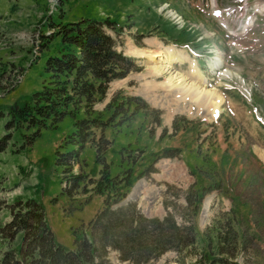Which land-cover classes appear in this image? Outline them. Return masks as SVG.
Here are the masks:
<instances>
[{
	"label": "rangeland",
	"instance_id": "1",
	"mask_svg": "<svg viewBox=\"0 0 264 264\" xmlns=\"http://www.w3.org/2000/svg\"><path fill=\"white\" fill-rule=\"evenodd\" d=\"M187 1L207 16L185 0H0V264L7 253L31 264L22 262L24 233L8 227L30 198L66 249L89 236L106 202L129 203L148 218L169 212L177 224L193 223L191 245L147 264H264V13L258 35L234 39L242 14L264 10V0ZM89 23L134 65L122 77L94 80L105 90L84 95L67 73L63 116L53 114L41 130L14 123L11 108L51 85L47 58L78 51L69 37ZM224 28L236 36L229 40ZM181 45L197 49L203 69ZM131 47L167 48L176 60L155 67L159 58L131 55ZM193 194L201 197L196 216L185 201ZM96 262L133 264L113 248Z\"/></svg>",
	"mask_w": 264,
	"mask_h": 264
},
{
	"label": "trees",
	"instance_id": "2",
	"mask_svg": "<svg viewBox=\"0 0 264 264\" xmlns=\"http://www.w3.org/2000/svg\"><path fill=\"white\" fill-rule=\"evenodd\" d=\"M69 38L78 51L69 47L63 49L60 55L47 58L45 68L46 73L51 75V85L43 84L41 91L35 92L30 99L11 108L14 123L27 122L30 126L40 123L41 130L52 126L48 121L53 114L56 113L58 118L63 116V111L58 108L65 103L67 86L61 78L67 73H75L74 87L78 94L84 95L91 90H105V86L102 87L100 82L96 83L94 80L105 83L111 78L122 77L134 65L130 57L115 51L113 40L97 23L78 28ZM120 70H123V73H120ZM36 99L39 101L36 102ZM12 121L7 124H12ZM81 123L83 120L76 121V128ZM40 133L36 132L28 143L31 145ZM105 178L107 179V176H104ZM131 185L132 182L128 180L126 186ZM199 198L201 197L198 194H193L192 198L185 197L186 205H193V216L198 212L201 200ZM21 206L8 223V227L10 233H24L22 262L29 259L31 264H98L96 260L105 258L109 248L119 251L121 260H129L133 264H147L149 260L159 257L165 251L186 247L194 240L193 223L177 224L169 212L160 219L148 218L137 211L134 204L128 203L126 207L113 209L106 202L91 221L89 236L75 239L74 248L66 249L55 241L41 203L30 198L21 203ZM1 261L2 264H20L10 253L4 255ZM193 264L208 263L199 261Z\"/></svg>",
	"mask_w": 264,
	"mask_h": 264
},
{
	"label": "bare ground",
	"instance_id": "3",
	"mask_svg": "<svg viewBox=\"0 0 264 264\" xmlns=\"http://www.w3.org/2000/svg\"><path fill=\"white\" fill-rule=\"evenodd\" d=\"M128 53H130L131 55H136V56H145V55H147V57L150 60H153V61L156 60V58H159V61H155L154 62V66L155 67H156V62H159V63H162V62L172 63L173 61L176 60L175 55H173L171 53H168V49L167 48H166L165 51H161L160 53H158V52L152 51V50L146 51V50H143V49H140V48L131 47V49L129 50ZM164 68H165L164 66H157V70L161 74H162V72H166V69H164ZM193 73H197V70H194ZM197 76H198V73H197ZM197 92H198V90H197ZM207 94L210 95V94H212V92L208 91ZM260 155L262 157V160L264 161V154H260Z\"/></svg>",
	"mask_w": 264,
	"mask_h": 264
},
{
	"label": "crops",
	"instance_id": "4",
	"mask_svg": "<svg viewBox=\"0 0 264 264\" xmlns=\"http://www.w3.org/2000/svg\"><path fill=\"white\" fill-rule=\"evenodd\" d=\"M258 22H259V19H258ZM264 154V153H263ZM257 155H258V152H257ZM259 156V155H258ZM260 157V156H259ZM261 158V157H260ZM262 160V159H261ZM263 162V163H262ZM262 162L260 161V164L263 166V168H264V161L262 160ZM230 184V182L228 181V180H225V182H224V185H225V188L226 189H230L229 187H228V185ZM231 190V189H230Z\"/></svg>",
	"mask_w": 264,
	"mask_h": 264
}]
</instances>
